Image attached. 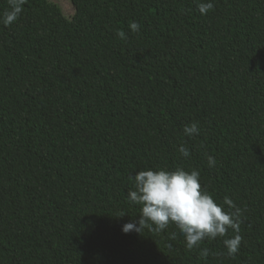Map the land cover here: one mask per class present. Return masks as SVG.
I'll use <instances>...</instances> for the list:
<instances>
[{"label":"trees","instance_id":"16d2710c","mask_svg":"<svg viewBox=\"0 0 264 264\" xmlns=\"http://www.w3.org/2000/svg\"><path fill=\"white\" fill-rule=\"evenodd\" d=\"M70 2L0 23V264H264V0ZM178 167L244 210L235 257L231 229L192 250L174 224L122 232L129 177Z\"/></svg>","mask_w":264,"mask_h":264},{"label":"clouds","instance_id":"9594fccd","mask_svg":"<svg viewBox=\"0 0 264 264\" xmlns=\"http://www.w3.org/2000/svg\"><path fill=\"white\" fill-rule=\"evenodd\" d=\"M8 9L0 15V23L5 26L14 24L24 10L27 0H7ZM197 8L201 15H206L213 10L212 0H199ZM132 32L140 31V24L133 21L129 24ZM121 39L126 38L123 30L117 32ZM199 122L185 125L183 132L187 137L199 134ZM181 156L188 158L190 150L181 144L178 148ZM209 167L216 165L213 156L207 157ZM134 189L128 193V199L134 204L141 205V215L137 220L122 225L125 234L135 231L141 233L145 227L160 233L170 224H174L185 238L188 250L198 248L205 239L226 237L231 229L234 235L225 238L223 243L227 254L235 257L238 253L243 237L240 235V224L243 209L225 196L223 202L218 204L214 198L205 191L200 183L198 170L190 172L183 168L175 170H142L130 176ZM121 216H124L123 214ZM154 226V227H153ZM202 255L207 257V249L202 250Z\"/></svg>","mask_w":264,"mask_h":264},{"label":"rangeland","instance_id":"374dc122","mask_svg":"<svg viewBox=\"0 0 264 264\" xmlns=\"http://www.w3.org/2000/svg\"><path fill=\"white\" fill-rule=\"evenodd\" d=\"M58 3L62 8L63 11L70 17L72 15L73 8L71 6L70 0H51Z\"/></svg>","mask_w":264,"mask_h":264}]
</instances>
